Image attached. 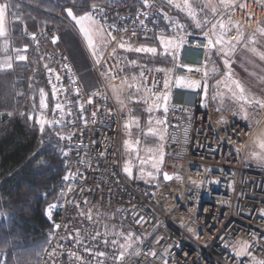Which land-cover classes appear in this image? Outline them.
<instances>
[{"label":"built area","instance_id":"1","mask_svg":"<svg viewBox=\"0 0 264 264\" xmlns=\"http://www.w3.org/2000/svg\"><path fill=\"white\" fill-rule=\"evenodd\" d=\"M240 4L245 7L240 8ZM94 5L104 9L103 14H97L101 24L120 29L112 33L117 38L112 42L123 38L126 44H136L140 39L177 33V24L166 18L169 11L159 0H152L150 8H144L142 0H97L90 3L87 12ZM235 5L233 12L222 17L230 28L229 37L237 26L255 29L264 17L262 0H240ZM183 34L190 35L179 49L177 63L187 67L175 69L174 76L199 81L201 87L171 88L163 117L159 170L161 177L167 173L172 178L157 183L132 181L124 174L127 115L119 109L109 84L125 77L130 80L143 70L147 77L144 86L161 94L166 74L156 72L159 67L133 65L116 53L103 55L100 63L90 56V70L98 84L87 88L74 61L57 46L59 37L52 28L38 27L31 35L33 47L44 53L48 66L61 77L57 82L52 75L50 84L46 70L52 95L48 120L60 119L53 111L58 102L71 112L63 118L66 127H49L59 149L68 155H62L63 173L57 185L60 200L50 205H55L50 212V206L47 208L51 228L34 264H97L98 259L117 264L113 257L121 251L125 252L123 264L264 261V164L249 157L253 136L264 120V108L249 106L254 118L249 123L237 108L218 110L214 102H204L208 52L203 44L207 41L202 31ZM118 69L123 71L117 73ZM114 73L118 78L109 80ZM146 96H152L149 102L156 100L151 92ZM58 133L72 134L71 141L60 140ZM69 173L73 176L65 181ZM129 232L134 234L129 241L132 247L124 250L120 245ZM244 245L250 255L237 256ZM86 247L92 252H86ZM53 249L57 250L55 256L50 255ZM97 251L107 253V258H94ZM69 252L81 256L82 262L69 257ZM0 264H12L6 252L0 251Z\"/></svg>","mask_w":264,"mask_h":264},{"label":"trees","instance_id":"2","mask_svg":"<svg viewBox=\"0 0 264 264\" xmlns=\"http://www.w3.org/2000/svg\"><path fill=\"white\" fill-rule=\"evenodd\" d=\"M95 1L97 0H10L7 11L9 33L6 36L8 52L0 50V59L3 60L6 55L11 56L13 64L17 66L0 71V251L8 254L12 264H34L37 254L45 246L47 232L51 228L47 208L60 200L57 185L63 173L62 151L50 128L46 126L41 133L40 126L36 123V113L41 112L40 89H44L46 93L47 108L41 113H45L47 119L52 108V95L45 78V64L48 65V62L44 53L33 47L31 35L38 27L52 28L59 37L57 46L82 72L90 61L65 21L69 17L66 9L71 7L75 15H80L86 13L90 3ZM6 2L9 0H0V3ZM159 2L169 11L170 20L174 21V12L162 0ZM176 19L177 26L183 25L185 33L201 31L191 19L181 15ZM263 20L264 17L261 22ZM261 22L259 24L264 27V21ZM252 34H246L245 37ZM255 36L260 41L258 51H264V35ZM158 42V37H155L140 39L137 43V47H156V55L121 48L116 52L124 59L136 61L140 65L172 68L177 63L172 55L173 51L164 53ZM4 43L5 39H0V48ZM25 46L26 52L23 51ZM16 49L28 57L23 65L15 60ZM231 60L232 68L249 85L264 90V61L243 45L237 46ZM128 105L132 120V127L129 129L131 133L146 136V141L152 145L157 143L155 135L144 134L150 126L156 125L154 112L149 113L143 102L131 101ZM30 115L33 117L31 120ZM134 117L138 118L139 127L136 126ZM161 140L162 145L163 139ZM156 174L162 180L160 171Z\"/></svg>","mask_w":264,"mask_h":264},{"label":"snow or ice","instance_id":"3","mask_svg":"<svg viewBox=\"0 0 264 264\" xmlns=\"http://www.w3.org/2000/svg\"><path fill=\"white\" fill-rule=\"evenodd\" d=\"M264 2V0H262ZM143 7L144 8H150L152 7V0H142ZM167 4L169 7H174L180 12H183L189 19L195 22L196 27L201 29L204 35V39L207 41L205 44H203V47L207 50V52L212 53L213 51L220 55L223 58L225 68H230L232 60L231 57L235 54L237 50L238 45H243L244 48H246L250 53H252L254 56H258V58L261 61H264V51H258V45L260 44V41L257 40L255 34L249 35L245 37V34L243 31L239 29V26H237V34L232 38L231 41L227 39V33L230 31V28L228 27V24L224 22L223 19H217L216 23H211L212 19H216L217 17H224L226 14L233 12L235 10V0H167ZM240 8H244L245 4H240ZM10 8V0L6 3H0V38H5V43L0 50L7 53L8 52V44L6 39V29H5V13ZM67 15L75 22V24L79 28V32L82 34L84 41L86 42V45L88 49L91 51L93 57L96 58V63H100V59L103 55V50L107 48L112 41H116V36H114L112 33L120 31V29L116 28L115 25L107 26L105 27V24H101L99 19L97 18V14H103L104 9L93 6L91 11L84 13L83 15H75L72 8L69 7L66 9ZM209 13L211 16L209 17ZM143 15L147 16L148 13L145 12ZM166 18L169 20L170 17H167V14H165ZM143 25L144 21H140ZM211 23V27L208 28L207 31H204V29L207 27L208 24ZM126 31V29H125ZM177 35L175 37H165L163 34H161L158 39L160 41V46L164 49V53H168L170 49H173L172 55L174 56V59H178L175 54V49L177 47L182 48L185 43H187L186 35L190 34H181L184 33L183 25H179L176 27ZM256 32H258L261 35H264V27H258L256 29ZM33 39H35L33 35ZM57 38L53 37L52 42L56 43ZM118 47L121 49H127L129 51H135V52H144V53H152L153 55H156L158 50L156 47H135L133 48L131 45H128L124 42L123 38L118 43ZM24 52L27 51V46H25ZM15 60L16 61H26L28 57L24 54H21V50L16 49L15 50ZM115 52V48H113V53ZM133 65H135L136 61H131ZM64 67H67V65H64ZM181 67H187L186 65H182L180 63H175L172 68H156V72H163L165 73V79L163 81L165 92L161 95L159 94L158 89H149L144 86V81L147 79L144 75V71L141 70L139 73V76L133 74L131 76V82H129L128 78L125 77L123 80H121L119 86H114L109 84L111 87V90L113 94L116 96V99L120 102L121 106H124L125 100H133L136 99L138 102H143L144 104L148 105L147 111L151 113L153 111V107L160 108L161 105L159 103L160 100H163L164 102V111L167 112V103L169 100V93L171 91V86L173 84L174 80V86L177 88L181 87H188V88H199L201 87V83L199 81H188L184 77L172 74L174 73L175 69L181 68ZM45 68L47 69V72L49 73L50 79L49 83H52L51 76L55 75V80L57 82L60 81L61 77L58 74L54 73V70L49 67L47 64H45ZM13 69V62L11 56H5L3 60H0V71H7ZM188 71H192L191 68L187 69ZM119 71H123L122 69H118L117 73ZM196 71H199V69H196ZM215 71V69H214ZM117 73H114L111 77H108L109 80L118 78ZM107 77V74H105ZM205 77H207L208 73L205 71L204 73ZM75 82V81H73ZM154 83H158V81H154ZM125 85L127 88L132 89L135 88V92H128L125 94V99H121V95L124 94V87ZM223 85L224 88L227 89L229 93H231V98L238 102L241 105V113L244 115V118L247 119V113L245 111L246 106H252V107H260L264 108V99L256 98L255 96H252L248 94L247 89L244 87V85L237 79H235L231 72H226L225 76L222 80L217 81L216 88H220V86ZM203 87L205 90V94H207L208 90V82L207 80L204 81ZM143 89L144 93L151 92L152 95L155 96L156 103L155 105L149 104V101L152 99V96H144L141 94V90ZM77 90V94H78ZM57 94V89L55 85H53V96L55 97ZM215 99V97H213ZM89 103H91V99L89 100ZM47 108L46 103V93L44 89H40V110L43 112ZM81 110H83V105H81ZM54 112H58L60 119L53 118L52 120H48L43 115L36 118V123L40 126L41 133L44 132L45 127H51L55 128L57 125H59L61 128L66 127V124L64 122V117L66 115H71V112L69 110H66L65 107L61 103H56L55 107L53 109ZM29 119H33V117L30 115ZM135 124L137 127H139V121L138 118H133ZM152 121L149 120V124L151 125ZM157 124H164V121L157 120ZM126 129H131L132 125L130 123H126L124 125ZM145 135H156V131L149 127L147 133ZM60 140H69L71 141L72 134H69L68 136H65L63 134L58 133ZM163 138V137H161ZM135 145L140 144V140H135ZM253 143L256 145V147L259 149V151H252L251 156L253 159H256L262 163H264V133L261 134L260 137H257ZM124 146L127 150L130 152H136L137 153V159L140 160V164L143 166L145 163H147L146 160L141 159L139 156V151L136 147L133 146V143H131L129 140L124 141ZM63 156H67V152L62 153ZM103 155V154H102ZM158 162L153 163L152 167L157 168ZM124 172L127 173L129 176L132 175V170L129 167V162L125 161L124 163ZM141 174L144 175V168L141 167ZM148 177H153V172L148 171L146 173ZM73 174L69 173L68 175H65L63 178L65 181L69 180L70 177H72ZM172 177L169 176L167 173L164 174V179L169 180ZM215 182V181H214ZM71 191V189H69ZM61 195H64V192H61ZM79 206V205H77ZM51 207H55V205L50 206L49 212L51 211ZM261 216H264V211L261 212ZM91 219V216L88 217ZM57 228H59V225H56ZM79 235V234H78ZM119 235V234H118ZM134 236L133 233L129 232L126 236H124L125 243L121 244L120 247L124 250H127L128 248L132 247V243H129V241H132V237ZM95 239V237H93ZM137 240H139V237H136ZM134 242V241H133ZM77 243H80L79 239H77ZM107 243V241H106ZM113 245L117 243L116 240H113L111 242ZM247 245H244L241 247L237 252V256H241L247 253ZM56 249H53L50 255L55 256ZM86 252H92L91 248H85ZM155 255V253H152ZM69 257H75V260L82 262V257L76 255L75 253L69 252ZM94 258H107V253L102 251H97L94 253ZM125 258V252L121 251L119 255H115L113 257L114 261L117 262V264H123V260ZM97 264H104V261L97 260ZM253 264H264V261H255V258H253Z\"/></svg>","mask_w":264,"mask_h":264},{"label":"rangeland","instance_id":"4","mask_svg":"<svg viewBox=\"0 0 264 264\" xmlns=\"http://www.w3.org/2000/svg\"><path fill=\"white\" fill-rule=\"evenodd\" d=\"M162 1L167 4V0H162ZM238 1H240V0H235V2H238ZM167 6L169 7L168 4H167ZM169 9H170V11H173L174 12V15L173 16L176 17V18H177L178 15H181L184 18H188L183 12H180L179 10H177L174 7H169ZM83 14H80V15H83ZM210 16H211V14L209 13V17ZM176 18H175V20H177ZM217 19H222V17H217L216 19H212L211 20V23H216V20ZM175 20H174V22L176 23ZM65 21L71 27L73 33L75 34V36L79 40L80 47L82 49V52H84V54L87 56V59H89V61H90V56H91L94 60H96V58L93 57L91 51L88 49V47L86 45V42L84 41L82 34L79 32V28L75 24V22L70 17H68ZM211 23L207 25V28H210L211 27ZM41 27H43V26H41ZM259 27H261V24H259ZM5 29H6V32L9 31V23H8V15H7V12L5 13ZM239 29L241 31H243L245 35L246 34H252V33L259 34L258 32H256V29H253V30H245V29H243L241 27H239ZM181 34H183V33H181ZM236 34H237V31H236V33L233 36L229 37L228 36V33H227V39L229 41H231L232 38ZM176 35H177V33L175 35H164V36L165 37H175ZM158 41H159V39H158ZM118 43L119 42H111V44L107 48H105L103 50V55L113 53V48H115V52L114 53L118 54L116 52L118 49H120L118 47ZM158 43L160 45V41ZM128 45H131L132 47H137L138 44L136 43V44H128ZM179 49L180 48L177 47L174 50L175 51V54H176V57H178ZM170 50L173 51V49H170ZM72 52L74 53V51H72ZM0 60H2V59H0ZM126 61H130L131 62L133 60H126ZM216 61H217V63H216ZM18 62L21 65L24 64V61H18ZM176 62H177V59H176ZM13 66H17V65L16 64H13ZM214 69H215V71H214ZM205 71H207V73H208V75H207V77H205V79L207 80L209 87H208V90H207V94H205V90H204L203 101L205 102V101H208L209 100V101L214 102V107L216 109H218V110H224V109H228V108H231L232 107V108L239 109L240 112H241V105L238 102H235L231 98V93H229L227 91V89L224 88L223 85H221L220 88H216L215 87L217 81L222 80L224 78L226 72H231L232 76L235 79L239 80L244 85V87L247 89L248 94H250L252 96H255L256 98L264 99V90H262L260 88H257L255 86L249 85L248 84V81H246L242 77L241 74H239L238 72H236L232 68V66H230V68H225L223 58L220 55L216 54L214 51L212 53H209L208 52V55H207V65H206V70ZM81 77L83 78L82 81L84 82V84L86 85L87 88H93V87H95L98 84L96 75L90 70V63L88 65V67L85 68L81 72ZM120 82L121 81H119L116 84H112V85L119 86L120 85ZM129 82H131V79L129 80ZM173 85H174V80H173L172 86ZM172 86H171V88H172ZM110 89H111V87H110ZM111 92H112V90H111ZM128 92H135V88L129 89L125 85V87H124V94L121 95V99L122 100L125 99V94H127ZM164 92H165V90L161 93V95ZM112 94H113V92H112ZM141 94L144 95V96H146V93L143 92V89L141 90ZM169 95H170V93H169ZM113 96H114V98L116 100V103H117L119 109L122 112L126 113V115H127V121H126V123H130V120H131L130 119V108H129V105L128 104L131 101H137V100L136 99L135 100L133 99V100H130V101L129 100H125L124 106H121L120 102L116 99V96L114 94H113ZM213 97H215V99ZM155 103H156V100L154 102H149V104H152V105H155ZM159 103H160L161 107L158 108V109L155 108V107H153V111L152 112H154L153 113V116L156 118V121L157 120H162L163 121V117H164V107H163V105H164V102H163V100H160ZM144 107L147 109L148 105L144 104ZM157 111H159L160 114H158ZM245 111L247 113V119H245V120H247L249 123L254 122V118L251 116V113L249 111V106H246ZM41 115H43L44 117H46L45 116V113L42 114L40 111H38L36 113V116L37 117H39ZM243 117H244V115H243ZM155 124L156 125H154L152 128L156 131V135H155L156 136V139L155 138L154 139L156 140L157 143H155L153 145L150 144V143H148L146 141V136H143L142 137L140 135H134V134L131 133V130L125 128L126 130L124 131V136H123V169H124V163H125V161H128L129 162V167L132 170V175L129 176L125 172H124V174H125V176L129 180H132V181H148V182H154V183H157V182H160L161 181L159 179V176H157L156 172L159 171V167H160V163H161V159H162V152H163L162 151V146H163V143L161 145V141H162L161 139H163V138H161V137H164V124H157V123H155ZM158 127H160V128H158ZM145 133H147V132H145ZM262 133H264V120L261 122L259 128L256 130V132H255V134L253 136V139H252L251 145H250L251 148L249 150L250 160L253 161V162H255V163H258V164H264V163H262V162H260V161H258L256 159H253L252 156H251V152L254 151V150L255 151H259V149L253 143V141L257 137H260ZM126 139L129 140L131 143H133V146L138 149L140 158L147 161V163H145L143 166L140 164V160L137 159V153L136 152H130L129 150H127L125 148L124 141ZM137 139L140 140V144L139 145H135V143H134L135 140H137ZM157 162H158L157 168H153L152 167V164L153 163H157ZM141 167L144 168V172H145L144 175L141 174ZM148 171L153 172V174H154L153 177H148L146 175V173Z\"/></svg>","mask_w":264,"mask_h":264},{"label":"water","instance_id":"5","mask_svg":"<svg viewBox=\"0 0 264 264\" xmlns=\"http://www.w3.org/2000/svg\"><path fill=\"white\" fill-rule=\"evenodd\" d=\"M164 174H165V173L162 174V179H163V180H165V179H164ZM168 175H169V174H168ZM169 176H170V175H169ZM165 181H166V180H165Z\"/></svg>","mask_w":264,"mask_h":264},{"label":"crops","instance_id":"6","mask_svg":"<svg viewBox=\"0 0 264 264\" xmlns=\"http://www.w3.org/2000/svg\"><path fill=\"white\" fill-rule=\"evenodd\" d=\"M8 33H9V31H8V32H6V36L8 35ZM0 39H3V40H4L5 38H0Z\"/></svg>","mask_w":264,"mask_h":264}]
</instances>
